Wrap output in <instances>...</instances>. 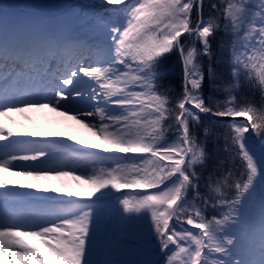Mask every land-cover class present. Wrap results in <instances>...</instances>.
I'll return each mask as SVG.
<instances>
[{
    "label": "snow or ice",
    "instance_id": "6c2138e0",
    "mask_svg": "<svg viewBox=\"0 0 264 264\" xmlns=\"http://www.w3.org/2000/svg\"><path fill=\"white\" fill-rule=\"evenodd\" d=\"M225 3L208 5L220 15L207 17L205 0L68 5L81 8L80 31L67 20L0 16V259L264 264V141L250 138L264 134V0ZM173 53L178 92L162 66ZM219 65L229 75L213 88L222 98L205 96V79L223 80ZM46 109L77 121L96 142L77 147L69 143L75 136L46 128L36 115ZM205 116L201 140L193 128ZM214 129L243 171L213 179L214 195L205 198L197 169L209 159ZM104 218L119 235L101 234Z\"/></svg>",
    "mask_w": 264,
    "mask_h": 264
},
{
    "label": "trees",
    "instance_id": "16d2710c",
    "mask_svg": "<svg viewBox=\"0 0 264 264\" xmlns=\"http://www.w3.org/2000/svg\"><path fill=\"white\" fill-rule=\"evenodd\" d=\"M54 1V2H53ZM42 2L44 4H42ZM100 0H0V10L4 8H20L23 10H35L43 9L50 12H55L51 15L48 13L30 14L26 18H38L44 21L55 22L67 20L70 22L71 26L80 31L79 22L75 19L74 15L81 12L80 7L69 8L68 5H83L88 3H97L99 4ZM29 3V4H28ZM216 4L218 8L226 7L225 0H205L204 15L219 16L220 12L217 9L209 8L208 5ZM7 16L9 20L13 19H25L21 14L17 12L9 13H0V16ZM186 36V35H185ZM224 33L220 32L217 34L215 40L213 41V49H217L219 41L224 39ZM162 66H167L171 69L170 78L166 81L167 84H170L174 92L180 91V86L182 83V71L181 65L179 62L178 54L173 53L168 57ZM219 73L223 76V80L217 82L216 85H213L212 81L205 79L203 84V92L205 96H212L214 98H222L218 92H214V87H220L225 80L229 79L228 71L225 66H218ZM244 95L252 96L251 91L247 88L243 90ZM255 98L259 100V93L257 92ZM243 119V118H238ZM204 124L199 128H193V131L200 137L201 140H204L203 127L209 124L208 117H203ZM250 138L253 142L259 145L260 142L264 141V134L255 135L251 134ZM206 150L209 153V159L206 161L203 168H198L197 171L201 177L199 181L200 194L207 198L209 195H214L211 192V189L208 187L209 184L215 178H224L230 179L233 177L238 178V173L243 171V166L240 159L235 155L234 152L230 153L225 149L224 137L220 134L219 129H214L212 134L207 137L206 141ZM128 192L129 190H123ZM198 203V202H197ZM214 213L209 209L206 212V215L210 218ZM252 221L258 226L259 225V212L256 210L252 216ZM185 227H190L184 225ZM101 234L105 235L107 233L115 230L116 234L119 235V227L114 222L109 223L107 218L102 219L101 221Z\"/></svg>",
    "mask_w": 264,
    "mask_h": 264
},
{
    "label": "rangeland",
    "instance_id": "374dc122",
    "mask_svg": "<svg viewBox=\"0 0 264 264\" xmlns=\"http://www.w3.org/2000/svg\"><path fill=\"white\" fill-rule=\"evenodd\" d=\"M42 4L44 3L42 2ZM36 115L39 118V122L46 128H49V129L55 128V130L67 132L68 135L75 136L77 138L76 141H69V143H74L76 144V146L81 147V145L77 143V141L79 140H85V141H88L89 143L96 142V137L92 134V132H90L87 128L83 127L81 124L77 123V121L68 120L66 117H62L58 113L51 112L48 109ZM65 125H68V126L66 127ZM31 138L33 137H28V139H31ZM36 138H38L39 140V137H36ZM40 139H44V138H40ZM47 139L59 140V139H66V137H48ZM0 143H3V142L0 141ZM26 170L28 169H24V168L16 169V171H26ZM80 174L81 173H77V175H80ZM8 176H9V179L17 180V181H20L21 183L24 182L23 177L14 176V175H11V173H9ZM63 179L73 188L77 187V182L73 180L71 177H66ZM50 183L53 187L63 186V182L60 179H52ZM15 187H19V185H15ZM20 190L35 191L34 189H27V188H21ZM0 191H2V189H0ZM81 199H84V198H81ZM189 228H191V226ZM0 264H10V262L7 260V258H3V259H0Z\"/></svg>",
    "mask_w": 264,
    "mask_h": 264
}]
</instances>
